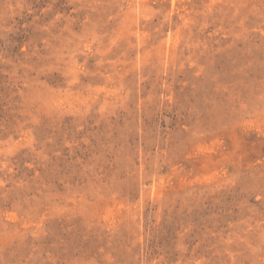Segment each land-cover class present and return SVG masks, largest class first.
<instances>
[{"label": "rangeland", "instance_id": "1", "mask_svg": "<svg viewBox=\"0 0 264 264\" xmlns=\"http://www.w3.org/2000/svg\"><path fill=\"white\" fill-rule=\"evenodd\" d=\"M0 264H264V0H0Z\"/></svg>", "mask_w": 264, "mask_h": 264}]
</instances>
